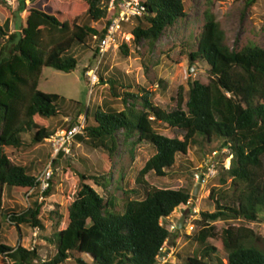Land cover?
I'll use <instances>...</instances> for the list:
<instances>
[{
  "label": "trees",
  "instance_id": "16d2710c",
  "mask_svg": "<svg viewBox=\"0 0 264 264\" xmlns=\"http://www.w3.org/2000/svg\"><path fill=\"white\" fill-rule=\"evenodd\" d=\"M255 2L246 0L248 5ZM106 3L61 0L62 9L47 12L27 8L25 0H20L17 30H9L10 12L0 23V212L5 186L28 196L38 187L32 166L12 163L6 148L24 147L22 135L26 133H33L35 144L42 143L53 132L40 126L36 119L60 113L59 96L37 88L42 68L66 73L76 68L77 59L70 49L85 44L95 34L105 33L89 24H79L78 20L86 15L93 22L104 19L109 25L120 8L117 4L109 8ZM0 4H6L5 0H0ZM141 4V17H135L132 23H121L125 33L132 35L131 40L120 41L117 49L123 56L128 55L131 42L136 45L146 40L152 48L166 28L189 13L185 0H141ZM201 16V25L192 37L188 64L192 68L199 61L205 62L210 73L207 83L188 82L186 100L180 88L175 108L165 109L153 103L151 92L145 87L123 82L115 74L109 76L106 81L111 97L123 109L107 104L105 109L98 107L90 115L87 108L82 134L76 137L82 140L81 135H86L90 145L106 150L109 156L117 149L118 135L134 144L149 143L155 153L145 163L140 177L148 172L165 176L176 156L186 154L197 136L208 142L222 141L221 149L227 148L231 155L230 166L221 179L224 188L210 191L208 197L214 211L200 213L199 228L191 237L200 248L185 263L208 264L219 242L227 262L217 258L216 264H264V248L257 244L261 237L233 225L241 220L254 222L264 215V47L248 44L234 50L211 11L206 8ZM156 122L182 130L183 139L159 134L154 129ZM79 178L82 183L66 207L64 227H60L62 216L58 211L50 212L53 231L44 234L43 239L54 246L55 253L40 264H65L71 260L77 264H157L166 242L176 237L163 221L175 209L189 203L190 192L155 188L138 199L129 197L137 193L135 190H127L123 192L120 211L111 194L105 199L86 183L92 180L106 188L109 182L105 174H80ZM53 183L50 180L44 198L51 195ZM43 207V201L39 202L37 197L21 212L7 213L6 218L19 237L22 225L44 231ZM216 221L226 222L227 226L217 232L212 224ZM38 249L0 243V264H38Z\"/></svg>",
  "mask_w": 264,
  "mask_h": 264
},
{
  "label": "rangeland",
  "instance_id": "374dc122",
  "mask_svg": "<svg viewBox=\"0 0 264 264\" xmlns=\"http://www.w3.org/2000/svg\"><path fill=\"white\" fill-rule=\"evenodd\" d=\"M20 0H5L0 4V23H3L10 12L9 30H17L19 18L17 7ZM189 9L188 16L180 19L172 27L166 28L152 48L146 40L138 44L130 43L127 56H123L116 47H112L101 57L95 50L97 43L92 38L86 39L83 45H75L70 52L77 59L76 68L69 72L43 67L38 79L37 88L44 93H53L59 96V115L52 118H37L36 122L47 128L53 134L61 129L70 128L76 124L85 123L86 109L90 115L96 108L105 109L107 104L117 110L123 105L111 97L106 79L117 75L124 82L136 83L151 92L152 101L165 109H174L175 98L180 88L184 99L187 98L188 82L199 80L202 83L209 81L210 73L205 62L199 61L192 68L188 64V54L192 49V37L201 25L202 11L208 8L214 20L219 22L226 34L228 45L234 50H240L248 44L264 47V0H256L253 5H248L246 0H185ZM61 0H36L31 3L25 0L27 8L35 7L43 11L54 12L60 7ZM106 3V0H104ZM66 9V7H64ZM135 19H133L134 21ZM79 24H89L101 30L104 19L93 22L86 15H82ZM132 35L124 33L123 39L131 40ZM97 72L98 83L91 86L87 72ZM102 78V80H101ZM185 108V105H184ZM154 129L161 135L183 139L184 132L172 128L162 122H156ZM33 133L23 134L26 145L21 149L6 148L10 161L17 165L32 166V174L39 177L42 170L50 165L54 183L51 195L43 200L44 207L41 219L44 231L22 225L20 237L15 227L7 220V213L21 212L30 203L39 198V189L33 195L16 192L9 187L2 190L0 212V243L8 246L18 244L32 248L38 246L41 261H48L55 253L54 246L43 239L44 234L53 231L54 223L50 220V212L57 210L62 216L60 227H64L66 207L75 197L82 181L80 174L101 176L105 174L109 184L106 188L99 187L92 180L86 181L103 198L112 195L116 199L117 209L122 211V195L124 191L135 190L129 197L142 199L146 191L155 188L185 189L192 198L185 206H180L163 223L169 231L176 233L165 244L162 254L157 259V264H186V258L196 255L199 244L191 237L197 232L201 212L214 211V204L209 199L211 190L224 188L221 179L225 177V170L229 168L231 155L227 148L221 149L222 141L213 139L208 142L200 136L195 137V142L190 145L186 154H178L174 165L167 170L165 176H157L148 172L140 177V171L147 160L155 153L149 143L143 141L134 144L132 140H124L118 135V146L112 156L106 150L94 148L86 141V135H81L82 140L75 137L68 153L54 154L52 146L46 140L35 144L32 140ZM81 134V133H80ZM198 193L193 192L199 184ZM121 177L123 179L121 180ZM229 182V179H227ZM183 221L181 229L177 225ZM216 231L227 226L226 222L212 223ZM234 226H241L252 230L261 241L257 244L264 248V215L257 221H236ZM174 229L171 230V227ZM218 250L211 255L208 264H216V259L226 260V252L220 243ZM65 264H77L74 260Z\"/></svg>",
  "mask_w": 264,
  "mask_h": 264
},
{
  "label": "built area",
  "instance_id": "2783aa9c",
  "mask_svg": "<svg viewBox=\"0 0 264 264\" xmlns=\"http://www.w3.org/2000/svg\"><path fill=\"white\" fill-rule=\"evenodd\" d=\"M108 7L112 8L115 4L120 8L118 15L108 25L104 23L102 30H105L103 36L93 35L92 40L97 43V53L99 56H103L112 47H116L118 42L123 39L125 31L122 29V22L132 23L135 17H141L143 14V5L141 0H110L108 1ZM89 83L91 86L98 83L97 72L90 70L87 72ZM83 123L76 124L70 128H64L56 131L53 135L46 139L52 146L53 153L59 154L60 152L68 153L72 141L78 134H82ZM52 176V170L50 165H47L37 177L39 189V202H42L45 198L43 193L50 186V178ZM31 191L29 192V194ZM174 226L171 227V230Z\"/></svg>",
  "mask_w": 264,
  "mask_h": 264
},
{
  "label": "water",
  "instance_id": "95a60500",
  "mask_svg": "<svg viewBox=\"0 0 264 264\" xmlns=\"http://www.w3.org/2000/svg\"><path fill=\"white\" fill-rule=\"evenodd\" d=\"M201 181H202V175H200V177H199V184L197 185V187L195 188V190H194V192H193V195H194V196L198 193V189H199V187H200V185H201ZM182 226H183V221H180V222L178 223V225H177V229H178V230L181 229Z\"/></svg>",
  "mask_w": 264,
  "mask_h": 264
}]
</instances>
